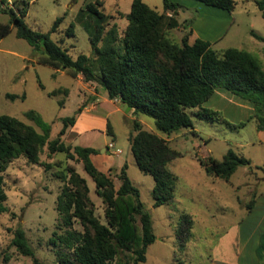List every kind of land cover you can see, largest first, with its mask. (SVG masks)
Here are the masks:
<instances>
[{
	"label": "trees",
	"instance_id": "trees-1",
	"mask_svg": "<svg viewBox=\"0 0 264 264\" xmlns=\"http://www.w3.org/2000/svg\"><path fill=\"white\" fill-rule=\"evenodd\" d=\"M198 1L230 13L236 6L235 0ZM2 3L0 1V12L9 15V22H0V41L15 29L17 38L27 41L34 54H38L39 64L56 70L67 69L72 77L82 75L84 81L96 83L106 91L110 99L131 107L135 117L129 136L131 150L138 168L154 179L155 206L168 204L175 197L176 176L167 164L178 156V152L170 147L167 139L144 129L138 115L153 118L156 129L168 137L182 129H194L193 117L237 130L246 123L235 125L224 119L220 112L205 107L217 89H225L253 105L250 120L255 118L258 129H264V70L260 62L246 50L227 48L219 52L213 49L210 41L200 38L190 43V29L181 45L172 42L164 27L169 30L178 25L173 17L167 23L165 19L167 12L178 15L182 8L178 2L163 0L164 13H159L144 0H134L126 15L128 27L122 36L115 26L105 32L107 16L99 10V3H88L79 15L86 12L93 20V29L88 27L92 51L90 55L80 54L75 59L67 48L52 39V34L64 21L63 16L54 21L48 33H42L25 22L27 2L21 1L17 11L3 9ZM256 4L264 16V0H257ZM252 35L264 42V37L254 31ZM65 36H76L73 22ZM39 86L44 88L42 83ZM60 92L69 95L67 88L55 89L48 95L53 97ZM6 96L12 101L26 98L25 94L7 93ZM195 110L196 114H193ZM81 111L82 107L74 116L62 119L63 126L54 139H50L51 124L35 110L27 111L25 117L34 121L42 132L16 117L0 114V173L10 162L22 157L31 164H43L41 154L45 147L50 155L64 152L71 158L76 156L95 183V192L105 205L106 220L102 222L95 213L86 178L70 169L63 177L66 183L57 198L60 232L54 231L49 239V245L57 249V264H147L148 247L157 237L151 214L141 200L139 189L128 176V165H123L120 170L112 167L109 173H104L91 158L98 153L97 149L81 145L71 148L62 141V136L75 124ZM108 133L112 134L111 125ZM197 159L207 174L225 181H229L239 167H252L248 158L233 149H229L222 160L212 156ZM113 171L117 172L118 187L111 176ZM2 182L0 175V214L9 211L3 204L6 195L1 189ZM183 221L185 226L180 240H185L193 223L186 215ZM75 224L81 228L76 229ZM11 245L20 254L31 257L34 264H43L35 256L23 229H15ZM263 255L264 234L259 257L264 259Z\"/></svg>",
	"mask_w": 264,
	"mask_h": 264
},
{
	"label": "rangeland",
	"instance_id": "rangeland-1",
	"mask_svg": "<svg viewBox=\"0 0 264 264\" xmlns=\"http://www.w3.org/2000/svg\"><path fill=\"white\" fill-rule=\"evenodd\" d=\"M0 1H3V9L11 8L16 11L21 1L27 2L29 7L25 22L32 29L42 33H48L54 21L63 16L64 21L59 30L52 34V39L67 48L75 59L80 54L90 55L92 51L88 27L93 29V20L86 12L80 15L79 12L85 9L88 3H99V10L108 18L105 32L115 26L117 33L122 36L128 27L126 15L131 11L134 0ZM172 1L182 6L178 15L172 12L166 14L168 18L165 23L173 17L178 25L169 30L164 27L166 36L172 42L181 45L183 37L188 34L189 22H193L195 33L198 32L204 39L211 41L213 49L219 52L227 48L246 50L260 62L264 70V49H260L264 42L252 35L254 31L264 37V16L256 4L257 0H235L236 6L231 13L198 0ZM144 2L159 13H164L163 0ZM0 22H9V15L0 12ZM71 22L76 26V36L66 38L65 31ZM15 32L13 29L0 42V114L16 117L42 132L34 121L25 117L27 111L35 110L44 121L51 124L50 139H54L63 126L62 119L74 116L80 109L82 98L78 84L82 87H100L96 83L84 81L82 75L72 77L67 69L56 70L39 64L38 54H34L27 41L17 38ZM23 56L27 59L31 56L32 62L24 60ZM39 83H42L44 88H41ZM59 88H67L69 95L64 92L53 97L48 95ZM7 93L25 94L26 98L12 101L7 98ZM213 100L214 98L206 102L207 107L211 106L209 108L213 109ZM107 110L102 107L97 113L104 115ZM220 112L229 122L235 125L245 122L246 125L235 130L218 122L210 123L193 117L194 129H182L168 137L156 129L153 118L138 115L144 129L167 139L170 147L178 152V156L167 164L170 172L176 176L175 197L172 202L161 206L154 205L153 177L138 168L130 148L129 136L134 119L119 111L110 114L108 122L115 132V138L111 133H108L106 139L104 135H95L96 138H92L91 143L100 150L107 148L106 141L113 142L116 149H122L124 154L108 153L116 164L121 158L129 162L128 176L139 189L141 200L151 214L157 240L160 241L161 238L160 242L153 243L154 246H149L151 248L148 247L147 264H208L212 257L218 258L220 252L225 249V244H220V238L226 230L224 227L229 229L230 225L220 223L223 221L220 216L236 220L243 214L249 215L247 220L240 224L243 236L253 229L252 222L264 219V168H254V164H264V144L260 142L258 123L255 118L248 121L249 115L236 116L233 106ZM193 114H196V110ZM62 141L71 148L76 145L73 135L70 134V127L62 136ZM77 143L82 144L80 141ZM229 149L248 158L252 165L239 167L229 181L207 174L197 159L212 156L222 160ZM41 161L43 164H31L22 157L10 162L6 170L0 173L3 177L1 189L6 195L3 204L9 208L7 213L0 214V264H34L31 257L20 254L11 245L13 233L17 228L24 230L40 262L57 264V249L49 245V239L54 231L60 232L57 198L66 183L63 177L68 175L70 169L86 178L90 197L95 204V213L102 222L106 220L105 205L96 194L95 183L84 170L81 160L76 156L71 158L64 152L50 155L45 147ZM116 174L117 172L113 171L111 176L118 187L120 182ZM237 200L240 203H237ZM185 215L191 217L193 223L185 240H180L185 226ZM75 228L81 227L75 224ZM257 232L256 238L261 237L264 233V222L258 225Z\"/></svg>",
	"mask_w": 264,
	"mask_h": 264
},
{
	"label": "crops",
	"instance_id": "crops-1",
	"mask_svg": "<svg viewBox=\"0 0 264 264\" xmlns=\"http://www.w3.org/2000/svg\"><path fill=\"white\" fill-rule=\"evenodd\" d=\"M192 23L193 22H189V29L192 31V35L190 36V43H193L197 38L209 41L207 39H204V36H202L200 33H195V24ZM260 49L263 50L264 46H261ZM28 58L29 59L24 57L23 59L32 62V57L30 56ZM26 67L28 66H25V68ZM78 85L79 94L82 98L80 106L82 107V111L77 116L75 124L70 127V134L73 135V139L76 142V145L78 144L77 141H80L82 143L80 144L81 146L97 149L98 153L93 154L91 158L94 164L99 168V170L104 173H107L112 167H116V169L120 170L125 164L128 165L129 169V162H127L124 158H121L118 164H116L112 156L108 155V151L106 148L100 150L99 148L94 147L93 143L91 142L93 141V137L94 139L96 138L95 135H104L105 139L108 138V126L110 125L108 122V115L119 111L123 112L126 117L134 119L135 117L133 115V110L128 111L125 107H121L120 101L110 99L107 92L102 88H97L96 86L88 84V87H82L80 83ZM213 98L215 100H213V110L220 112L222 109H229L231 106H233V110L236 116L245 117L246 115H249L248 121H252V119L250 120V117L254 112V108L249 101L242 99L225 89H217L214 95L208 101H211ZM206 104L207 103H205V107H207ZM102 107L108 109L107 113L104 115L97 113ZM99 121L100 123H98ZM114 133L115 132L112 128V134L115 138ZM259 133L261 139L260 142L264 144V129L259 130ZM109 142L110 141H106L105 145L107 146ZM260 165L264 166V164H254V168L260 167ZM237 203H240L239 200H237ZM248 217L249 215L243 214L239 217V219L235 220L232 218L227 219L223 216H220V218L223 220L220 223L230 225L229 229L224 227V229L226 230H224V233L220 238V244L224 243L225 249L220 252L218 258L212 257V260L209 261L208 264H242V262H245V264H264L263 259L259 257V250L262 246V235L264 233L261 234V237L256 238V234L258 233V225H261L262 222H264V219L259 222H252V225L254 226L253 229L249 233H247V235L245 234L243 236L242 226H240V224L242 223V221L244 222L245 220H247ZM225 240L227 241L224 242ZM160 241L156 240L154 244ZM154 244L151 246H154Z\"/></svg>",
	"mask_w": 264,
	"mask_h": 264
},
{
	"label": "built area",
	"instance_id": "built-area-1",
	"mask_svg": "<svg viewBox=\"0 0 264 264\" xmlns=\"http://www.w3.org/2000/svg\"><path fill=\"white\" fill-rule=\"evenodd\" d=\"M169 16H172V15L169 14ZM106 149H107L108 153L113 154V155H116V154L118 155V154H122L123 153L122 149H116V146H115V144L113 142L109 143L107 145Z\"/></svg>",
	"mask_w": 264,
	"mask_h": 264
},
{
	"label": "water",
	"instance_id": "water-1",
	"mask_svg": "<svg viewBox=\"0 0 264 264\" xmlns=\"http://www.w3.org/2000/svg\"><path fill=\"white\" fill-rule=\"evenodd\" d=\"M121 107H125L128 111L132 110L131 107H129L126 103L120 102ZM249 166V165H247Z\"/></svg>",
	"mask_w": 264,
	"mask_h": 264
}]
</instances>
